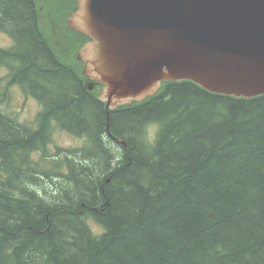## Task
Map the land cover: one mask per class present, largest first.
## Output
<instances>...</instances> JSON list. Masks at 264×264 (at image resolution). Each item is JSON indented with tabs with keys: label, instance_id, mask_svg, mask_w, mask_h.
<instances>
[{
	"label": "trees",
	"instance_id": "trees-1",
	"mask_svg": "<svg viewBox=\"0 0 264 264\" xmlns=\"http://www.w3.org/2000/svg\"><path fill=\"white\" fill-rule=\"evenodd\" d=\"M40 21L35 0H0V68L42 107L35 127L0 110V264H264V95L167 82L108 117ZM54 125L85 144L49 162Z\"/></svg>",
	"mask_w": 264,
	"mask_h": 264
},
{
	"label": "water",
	"instance_id": "water-1",
	"mask_svg": "<svg viewBox=\"0 0 264 264\" xmlns=\"http://www.w3.org/2000/svg\"><path fill=\"white\" fill-rule=\"evenodd\" d=\"M73 3L64 30L88 39L72 61L90 90L99 84L94 93L108 117L155 96L167 82L191 81L236 98L264 95V0Z\"/></svg>",
	"mask_w": 264,
	"mask_h": 264
},
{
	"label": "rangeland",
	"instance_id": "rangeland-1",
	"mask_svg": "<svg viewBox=\"0 0 264 264\" xmlns=\"http://www.w3.org/2000/svg\"><path fill=\"white\" fill-rule=\"evenodd\" d=\"M39 6L40 10V24L41 29L46 34L48 40L50 41L52 47L54 48L56 54L64 63H72V56L79 44L83 42L77 41L76 35H68L63 28L67 5L62 0H35ZM64 30V31H63ZM76 39V40H75ZM13 45V40L3 32H0V48H8ZM8 76L9 72L7 68H0V90L4 92L7 88V98L0 105V110L6 115L15 118L17 123H22L24 125L35 127L37 124V116L41 112V105L39 102L31 96H26L23 91L17 86H8ZM156 127H151L149 129V137L154 139ZM52 140L53 143L50 148H47L46 159L51 162L55 160V154L60 153L63 156V152L67 150H75L81 148L85 144L83 138H77L71 133L62 130L58 126L54 125L52 128ZM115 149L119 152L122 149L116 144ZM56 148H61L56 150ZM43 155H34V162L41 163ZM47 160L45 163H47ZM49 169V166L46 167ZM50 172V171H49ZM55 173L57 171H54ZM53 173L52 176L55 175ZM59 178L55 177L51 180L48 178H42L36 182L35 187L37 189H46L47 191H54L56 183L59 182ZM92 229L96 233H101L102 228L98 225L91 224Z\"/></svg>",
	"mask_w": 264,
	"mask_h": 264
},
{
	"label": "flooded vegetation",
	"instance_id": "flooded-vegetation-1",
	"mask_svg": "<svg viewBox=\"0 0 264 264\" xmlns=\"http://www.w3.org/2000/svg\"><path fill=\"white\" fill-rule=\"evenodd\" d=\"M76 9V7L73 5V9L72 10H70V11H66L65 13H64V16H65V21H64V25H63V28L62 29H69L68 27H67V17H68V15H69V13L71 12V11H74ZM64 31V30H63ZM68 34H70V31H69V33ZM78 33H73V35H77Z\"/></svg>",
	"mask_w": 264,
	"mask_h": 264
},
{
	"label": "bare ground",
	"instance_id": "bare-ground-1",
	"mask_svg": "<svg viewBox=\"0 0 264 264\" xmlns=\"http://www.w3.org/2000/svg\"><path fill=\"white\" fill-rule=\"evenodd\" d=\"M108 130H109V135L111 136V134H110V129H109V124H108Z\"/></svg>",
	"mask_w": 264,
	"mask_h": 264
}]
</instances>
